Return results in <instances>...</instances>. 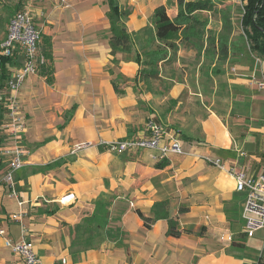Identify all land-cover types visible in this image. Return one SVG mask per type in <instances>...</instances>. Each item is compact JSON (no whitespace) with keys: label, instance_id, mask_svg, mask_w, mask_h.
I'll return each instance as SVG.
<instances>
[{"label":"crops","instance_id":"0c3cea01","mask_svg":"<svg viewBox=\"0 0 264 264\" xmlns=\"http://www.w3.org/2000/svg\"><path fill=\"white\" fill-rule=\"evenodd\" d=\"M69 1L72 9L67 0L69 6L61 2L64 22L57 21L60 16L52 11V21L37 25L41 31L40 50L45 48L50 53L48 73L40 71L26 77L17 93L25 118L21 142L28 156L24 167L16 172L15 181L19 197L25 201V238L33 243L36 255L43 264L255 263L245 251L234 254L245 245L226 220L227 205H232L239 194L228 172L190 154L169 153L160 158L157 150L113 153L98 144L100 140L141 135L150 101L155 98L149 91L142 96L134 92L139 89L134 84L115 81L122 93L116 92L107 8L95 0ZM157 5H164L170 17L177 13L176 0H162ZM31 12L33 18L42 14L40 9ZM211 20L212 30H221L220 18ZM142 25L136 14L129 15V31ZM227 43L229 54L231 40ZM14 57L19 67L23 54L18 50ZM17 67H10V74ZM126 68L130 72H125ZM136 69L133 62H125L119 72L126 76ZM260 88L258 98L264 101V86ZM169 97L176 98V94L171 92ZM3 114L0 177L9 160L3 150L12 144ZM167 131L179 137L186 152L208 154L249 176H264V127L254 150L248 144L252 142L251 134L236 139L228 123L213 113L201 121L200 131H185L182 135L171 128ZM80 142L89 145L71 154L72 147ZM158 162L162 164L159 168ZM67 193H73L76 199L60 204L58 200ZM102 196L112 198L108 229L87 244L76 236L75 225L92 212L93 201ZM160 201L167 202L169 217L177 220L178 228L191 232H182L178 237L168 235L166 218L146 225L136 210L153 217V205ZM16 208L15 200L7 197V188L0 183V228L14 242L23 237L21 226L9 219ZM240 211L241 201L240 234L249 241L257 231L252 237L243 234ZM260 231V237H264V228ZM227 233L233 235V240L221 241L220 235ZM0 264H17L2 236Z\"/></svg>","mask_w":264,"mask_h":264},{"label":"rangeland","instance_id":"374dc122","mask_svg":"<svg viewBox=\"0 0 264 264\" xmlns=\"http://www.w3.org/2000/svg\"><path fill=\"white\" fill-rule=\"evenodd\" d=\"M160 1L162 0H118L123 7L130 10V15L136 14L141 18L144 25L130 31L133 38L131 53L118 52V57H115L117 55L114 53L111 66L114 79L120 85L134 84L139 89L133 91L141 96L148 91L153 95L155 99L150 101L149 116L144 123L152 120L166 130L171 128L182 135L185 131H200L201 121L213 113L224 124L228 123L236 139L251 134L249 140L252 142L248 144L251 147L249 149L254 150L260 143L259 133L264 127V101L258 98L261 95L260 87H263L259 83L264 80V59L250 50L243 37L239 23L241 11L239 0H215L213 11L199 12V17L207 21V28L211 30L214 27L211 18L221 20L222 14L228 16L230 26L226 34L228 40H231L229 43L231 51L226 57H221L213 50L208 54H202L191 45L180 43L175 52L168 51L167 58L158 62V73L155 77L142 80L138 72L141 68H148V65L137 63L135 56L138 53L142 60H146L144 51L155 49L159 45V42L152 40L151 14L152 8ZM18 2L19 0H0V44L6 37L9 20L20 10L27 8L34 12L39 9L42 11L39 17L34 18L36 27L38 23L52 21L54 19L52 11L60 16L57 21H65L61 11V0H21L20 8L12 16H6L3 6L8 4L13 8ZM67 2L71 4L69 0ZM95 2L107 8L106 0ZM72 7L74 6L69 9ZM219 32L220 30L215 33ZM120 62H133L137 65L135 73L126 76L120 73L119 69L122 66ZM13 66L17 67L15 57L11 67ZM124 71L130 72L127 68ZM171 92L176 94V98L169 97ZM7 95L8 91L0 95V103L4 110ZM242 198L243 194H236L233 199L238 212ZM231 203L227 208H230ZM228 225L237 232V238L245 245L243 250H236L234 254L245 251V254L256 261L252 264H264V237H260L261 229L257 230L255 238L248 241L240 234L239 221L234 224L228 222ZM230 248L233 252V248Z\"/></svg>","mask_w":264,"mask_h":264},{"label":"built area","instance_id":"2783aa9c","mask_svg":"<svg viewBox=\"0 0 264 264\" xmlns=\"http://www.w3.org/2000/svg\"><path fill=\"white\" fill-rule=\"evenodd\" d=\"M65 6H69L65 0H61ZM41 31L34 22L33 14L29 9L16 12L8 22L7 34L0 44V54L13 56L16 51L23 54V62L9 76L6 88V110L4 112V128L12 144L3 150L9 157L6 169L0 177V183L7 188V197L16 202V211L10 213L9 219L21 226L23 234L19 241H12L5 236V230L0 228V236L3 244L17 258V264H43L34 251L33 243L25 238L27 230L23 227V218L26 214L25 201L19 197L15 174L26 164L28 156L27 147L21 142V135L25 130V118L18 104L17 93L26 77L36 75L41 67L47 64L46 56L41 52L39 42ZM264 86V80L259 83ZM99 145L104 146L113 153L135 152L138 150H157L160 158L169 153L179 155H192L214 167L225 170L234 179V190L243 194L241 199L240 219L242 220V232L247 237H252L259 229L264 228V176H249L234 166H227L220 158L208 154H195L183 150L179 137L169 132L159 123L149 120L145 123L143 133L132 138H120L112 141L100 140ZM89 143L80 142L71 149V154L76 153ZM76 199L73 193L63 195L58 202L62 205L72 203ZM221 241L231 242V233L220 235ZM64 263V261H61Z\"/></svg>","mask_w":264,"mask_h":264},{"label":"trees","instance_id":"16d2710c","mask_svg":"<svg viewBox=\"0 0 264 264\" xmlns=\"http://www.w3.org/2000/svg\"><path fill=\"white\" fill-rule=\"evenodd\" d=\"M20 2L11 5L5 4L4 12L10 17L20 8ZM240 17L239 23L241 32L245 38L250 50L256 52L264 59V0H239ZM177 13L174 17H170L164 5H157L151 14L152 24V40L159 42V45L152 50L144 51L146 60H142L140 55L136 53L135 61L139 64L148 65V68H141L138 72L142 80H148L157 75V64L159 61L167 58L168 51L175 52L180 43L191 45L197 52L208 53L211 50L216 51L221 57H226L228 53V36L227 29L230 26V20L226 14L221 15L222 28L219 33L207 28V21L201 19L198 15L200 11H213V0H176ZM107 10L105 15L109 22L108 42L110 52L131 53L133 46L132 33L127 29L126 20L130 15V10L123 7L118 0H106ZM163 45V47H162ZM42 53L48 59L46 65L41 67L40 71L48 73L50 69V53L43 48ZM13 63V56H4L0 54V95L6 89V84L10 76V67ZM144 65V67H146ZM112 73V71L110 70ZM112 84L116 92L121 94L115 84ZM4 108L0 103V119ZM160 162L156 163V167H161ZM112 198L102 196L93 201L92 212L75 225L76 236L87 244L96 238L102 236L105 229H108L109 212ZM167 202L160 201L153 205V217L144 216L139 210L138 215L148 225L149 222L166 218L168 221L167 234L178 237L182 232H191L189 229L180 230L178 222L174 218L169 217L167 210ZM180 212L183 210L180 208ZM226 220L230 224L239 221V212L237 204L233 200L230 208L225 210ZM87 234L84 237V234ZM236 245V244H235ZM237 247L244 248L243 244ZM75 253V252H73ZM264 263V257H263Z\"/></svg>","mask_w":264,"mask_h":264}]
</instances>
